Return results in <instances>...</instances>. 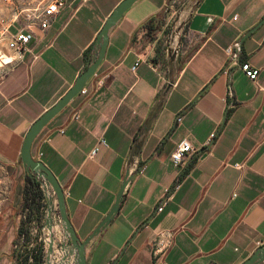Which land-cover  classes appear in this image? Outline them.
I'll return each mask as SVG.
<instances>
[{
  "label": "crops",
  "instance_id": "0c3cea01",
  "mask_svg": "<svg viewBox=\"0 0 264 264\" xmlns=\"http://www.w3.org/2000/svg\"><path fill=\"white\" fill-rule=\"evenodd\" d=\"M122 1L68 0L35 50L53 46L0 74V264H34L21 259L42 245L44 201L37 215L23 197L26 134L75 84ZM186 3L141 0L127 11L87 94L76 96L33 144V157L63 187L82 241L116 203L168 83V35ZM246 64L259 70L256 80ZM184 140L195 152L175 166L172 154ZM137 160L120 212L88 249V264H243L264 245V0L199 3L183 34L176 82ZM167 190L172 199L159 212ZM163 232L175 238L161 262L152 243Z\"/></svg>",
  "mask_w": 264,
  "mask_h": 264
},
{
  "label": "water",
  "instance_id": "95a60500",
  "mask_svg": "<svg viewBox=\"0 0 264 264\" xmlns=\"http://www.w3.org/2000/svg\"><path fill=\"white\" fill-rule=\"evenodd\" d=\"M139 1L141 0H123L118 4L99 32L92 49L90 61L85 70L79 74L72 88L54 106L47 110L31 126L26 134L21 151L22 165L26 171L27 177L40 183V187L46 199L44 225L41 227L42 238L44 241H47L48 244L44 264H88V249L119 214L126 192L135 175V168L141 147L176 82L178 60L185 28L202 0H187V3L179 10L173 20L166 49L168 83L160 94L139 135L115 205L95 230L82 241L69 217L66 194L63 187L51 169L45 165L44 162L36 160L33 157L32 148L35 140L43 129L82 92L87 83L96 75L97 70L105 59L111 33L119 25L126 12ZM117 261L118 259L115 262ZM243 264H264V245L259 247Z\"/></svg>",
  "mask_w": 264,
  "mask_h": 264
},
{
  "label": "built area",
  "instance_id": "2783aa9c",
  "mask_svg": "<svg viewBox=\"0 0 264 264\" xmlns=\"http://www.w3.org/2000/svg\"><path fill=\"white\" fill-rule=\"evenodd\" d=\"M68 0H0V74L4 75L22 63L27 56L31 62L40 58L42 52L53 46L54 41L47 42L44 49L39 52L35 50V44L47 35L54 26L59 14L67 6ZM231 52V50H228ZM143 60H139L133 67L136 71ZM243 70L251 80H256L259 70H252L249 64L243 66ZM87 94V90H82ZM78 116H76V119ZM214 138V135H212ZM102 144H105L103 141ZM96 149L92 155H95ZM192 144L184 140L172 154V161L175 166L183 164L188 154L194 153ZM179 186L175 188L177 190ZM172 199V192H166L159 212ZM44 209H46V199ZM45 216V210H44ZM41 230V227L38 231ZM42 233V232H41ZM42 235V234H41ZM174 232L160 233L152 243L153 257L163 262L169 250L173 246ZM45 244L44 255H46L47 241L41 239ZM37 254V252H36ZM29 256L30 259L36 255Z\"/></svg>",
  "mask_w": 264,
  "mask_h": 264
},
{
  "label": "trees",
  "instance_id": "16d2710c",
  "mask_svg": "<svg viewBox=\"0 0 264 264\" xmlns=\"http://www.w3.org/2000/svg\"><path fill=\"white\" fill-rule=\"evenodd\" d=\"M87 61H90L89 55H87ZM23 197L27 204H31L32 207L35 210H37V215H39L40 202L42 200H45L43 191L40 187V183L28 177L26 185L23 190ZM21 232H23L26 235V237L30 236L29 231L27 230L25 231L22 230ZM17 257L21 259L22 256L21 254H19V256ZM29 259H30L29 255H24V257L21 259V263H28ZM34 264H44V253L42 252V250L38 251L37 254L34 256Z\"/></svg>",
  "mask_w": 264,
  "mask_h": 264
},
{
  "label": "flooded vegetation",
  "instance_id": "af4514ba",
  "mask_svg": "<svg viewBox=\"0 0 264 264\" xmlns=\"http://www.w3.org/2000/svg\"><path fill=\"white\" fill-rule=\"evenodd\" d=\"M44 246H45V244H44V243H42V245H41V247L39 248V250H38V251L42 250V252L44 253V251H45V248H44Z\"/></svg>",
  "mask_w": 264,
  "mask_h": 264
}]
</instances>
